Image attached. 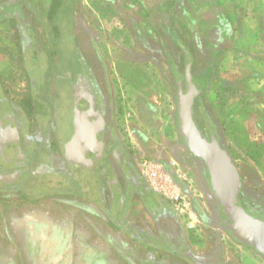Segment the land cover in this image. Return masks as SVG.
<instances>
[{
    "label": "crops",
    "instance_id": "0c3cea01",
    "mask_svg": "<svg viewBox=\"0 0 264 264\" xmlns=\"http://www.w3.org/2000/svg\"><path fill=\"white\" fill-rule=\"evenodd\" d=\"M63 2L55 13L56 27L62 34L69 22L76 46L81 36L87 38L82 40L86 44L91 40L111 45L108 32L116 19L125 34L124 51L142 56L158 46L162 34L176 37L175 30L181 34V28H191L192 23L207 27L205 33L214 39L207 42H214L218 51V68L208 87L217 91L216 86L225 85H220L226 91L221 100L229 101L219 107L225 110L231 134L223 143L236 164L229 141L240 149L236 137L243 136L247 126L249 132L264 131V0ZM49 4L0 0V128L8 126V120L16 127L17 120L29 115L23 139L11 142L7 133V139L0 140V264H264L263 254L225 236L224 211L214 197L207 166L182 138L172 146L166 141L153 143L157 150L146 158L159 165L153 167L155 184L161 183L163 170L176 179V171L183 170L193 179V205L200 218L195 229L186 226L123 147L118 157L110 156L85 171L54 162L57 153L53 154L44 122L31 123L36 111L42 115L40 92L17 99L12 87L24 86L17 65L28 28L33 30L31 37L42 28L46 35L53 34ZM33 21L41 24L34 22L35 27ZM221 52L225 55L219 62ZM125 60L137 63L135 56ZM26 133L32 138H25Z\"/></svg>",
    "mask_w": 264,
    "mask_h": 264
},
{
    "label": "rangeland",
    "instance_id": "374dc122",
    "mask_svg": "<svg viewBox=\"0 0 264 264\" xmlns=\"http://www.w3.org/2000/svg\"><path fill=\"white\" fill-rule=\"evenodd\" d=\"M41 16L44 17L45 14ZM34 22L38 21H33V25ZM120 22L117 19L113 20L114 28H111L109 32L106 30L109 33V40L113 42L111 45L109 41L108 46L103 47L98 43L93 44L91 40H88L90 44H86L82 40L86 41L87 38L81 36L80 44L77 43V46H81V52L87 63L94 66L92 68L93 71L95 70L94 74L98 77L104 90L101 96L102 102H105L107 119L120 139L126 154L138 164L143 157L146 158L147 155L157 150V147H152L153 143L166 141L172 146L174 141L181 140L177 115V93L179 82L185 84V78L181 76L185 73L186 68L185 49L190 50L194 56L192 71L200 91L193 107L197 124L209 138L217 135L221 142H225L231 134L230 123L228 124V118L224 116L225 110L222 106L219 107V104L222 105L223 102L227 104L226 102L229 101L221 100L226 97L221 94V92H226L225 89L222 91L225 85L220 84L223 88L220 85L216 86L215 90L219 89L217 92L208 87L210 81L200 80V74L210 63L211 53L208 49L211 44L206 41L208 39V35L205 33L207 27L202 29L201 26L192 23V25H188L191 28L185 27L186 29L183 30L182 27L181 34H179V30H175L176 37L172 34H162L158 38V46H152V51L147 52L145 54L147 56H142L139 55L140 52L132 54L124 51V47H126L124 44L125 34L124 31H121ZM176 23L178 24L179 21ZM69 26H71L69 22L63 25V43H54V45L50 43V36L46 35L44 28L40 30L41 32L36 30V34H33L32 37L33 30L28 28V38L23 44L24 52L22 53L21 50L20 65H17V76H20L19 73L21 74L24 86L18 83H13L15 86H12L18 94L17 99H19L18 96L23 97L24 95L30 98L34 97L33 85L36 88L40 87L37 89L40 90L39 96H42L46 89L48 90V86L43 87L42 78L45 75L50 83V68L54 66L56 60L53 54L55 50L61 54L60 61L61 57L63 59V50L69 56L67 60L64 58L58 66L66 67L64 69L66 73L76 70L79 50L76 45H72V42L75 44V40ZM194 31L200 34L205 44H196ZM83 32L86 33L85 30ZM30 39H32V44L29 42ZM187 54H190L189 51ZM224 55L225 52L219 53V62ZM125 56H135L137 63L127 64ZM173 64L177 67H173ZM215 68L218 66L216 65ZM28 72H30L29 75ZM215 74L210 80L215 77ZM57 81L52 77L53 83L48 84L54 94L58 91L62 93L61 83H57ZM63 88V95H69L68 87ZM37 107L38 105H36ZM36 112V115L32 114L31 116V123L38 126L42 121L40 116H37L39 111ZM249 129L250 126H247L243 136L236 137L237 144L240 142L243 147L241 145L240 149H237L229 141V148L236 155L235 160L243 179V189L240 194L241 204L253 214L264 215V131L254 133L247 131ZM255 137L258 138L254 139ZM159 147L162 146L159 145ZM226 148L228 147L226 146ZM62 185H65V182ZM223 227L228 240L235 239L226 231L225 226Z\"/></svg>",
    "mask_w": 264,
    "mask_h": 264
},
{
    "label": "water",
    "instance_id": "95a60500",
    "mask_svg": "<svg viewBox=\"0 0 264 264\" xmlns=\"http://www.w3.org/2000/svg\"><path fill=\"white\" fill-rule=\"evenodd\" d=\"M184 78L185 84L179 82L177 93V115L181 137L191 153L207 166L214 197L227 215L226 231L239 242L264 255V215L253 214L241 204L240 194L243 189V179L239 167L217 135L209 138L195 119L193 107L200 91L194 80L192 58L189 54ZM91 97L95 100L93 93H91ZM77 105L78 108L84 107L82 103ZM73 114L74 120L71 122L73 134L67 141L62 140L64 155L72 163L88 166L87 148L93 140L97 139L98 130L95 128L87 133L79 123V113L73 111ZM100 114L98 119L103 128L105 119ZM64 123L65 121L62 122L63 127L68 129L69 126ZM101 156L100 153L98 157ZM99 159L97 158L95 161L97 162ZM220 239L221 233H219Z\"/></svg>",
    "mask_w": 264,
    "mask_h": 264
},
{
    "label": "flooded vegetation",
    "instance_id": "af4514ba",
    "mask_svg": "<svg viewBox=\"0 0 264 264\" xmlns=\"http://www.w3.org/2000/svg\"><path fill=\"white\" fill-rule=\"evenodd\" d=\"M87 67L89 69L85 67L81 68L77 65L76 70L73 72L66 73L65 70L62 69L63 74H60L58 71H56V74L54 73L56 76L52 77L55 78L56 81L58 80L57 83H61L60 90H62V93L61 91L56 92V94L52 93V88L48 85L53 83L52 77L49 83L47 77L43 75L42 85L43 87L45 85L48 86V90L46 89L44 94L40 96V102H42V115L40 119L44 122L48 130L46 135L49 136V141H51V144H53L52 146H54L53 154L57 153V157L53 158L54 162L57 159L64 167L66 166L65 169H70L69 167H72L78 169V171L93 169L95 165L99 166L100 163L103 164L110 156L118 157L121 155L122 151V143L107 119L105 102H102L101 96L104 92L101 82L96 74H94L95 70L93 71L92 69L94 66H90L87 63ZM65 86L68 87L69 95H63V87ZM91 93L94 94L95 100L92 99ZM79 103H82L84 107L78 108L77 104ZM89 107L90 110H88ZM73 111L79 113V123L85 128L87 133H90L89 131L95 128L98 130L97 139L93 140L91 145L87 148L88 166L80 163H72L68 161L64 155L63 141H67L73 134L71 127V122L74 120ZM100 113L105 119L103 128L98 119ZM28 116L29 115H26L25 117ZM25 117L22 120H17L18 124L16 123V127L8 120V126L0 128V140H6L7 133L9 134L11 142L15 143L18 137L20 140L23 139L22 128L23 124L26 123ZM64 121V124L69 126L68 129H66L65 126L63 127L62 122ZM20 129L21 131L19 133ZM28 135L27 133L24 134L25 138H32V136ZM51 136L52 139L50 138ZM100 153L102 156L98 157ZM53 156L54 155L51 157ZM97 158L100 159L96 162L95 160Z\"/></svg>",
    "mask_w": 264,
    "mask_h": 264
},
{
    "label": "built area",
    "instance_id": "2783aa9c",
    "mask_svg": "<svg viewBox=\"0 0 264 264\" xmlns=\"http://www.w3.org/2000/svg\"><path fill=\"white\" fill-rule=\"evenodd\" d=\"M156 163V161L143 157L139 161L138 166L150 183L160 189L170 200L177 214L185 219L186 226L190 229H195L200 222V218L193 205V179L187 173H184L183 170L176 171L177 179L169 171L163 170V175L160 176L161 183L157 182L158 184H155L154 181L157 177L154 175L153 167H159ZM173 165L178 167L179 163L173 160Z\"/></svg>",
    "mask_w": 264,
    "mask_h": 264
},
{
    "label": "trees",
    "instance_id": "16d2710c",
    "mask_svg": "<svg viewBox=\"0 0 264 264\" xmlns=\"http://www.w3.org/2000/svg\"><path fill=\"white\" fill-rule=\"evenodd\" d=\"M50 1V4L48 5V7H47V11H48V16H49V24H50V26H52V31H53V34L52 35H49L50 37H49V41H50V43H52L53 45H54V43L55 44H57L58 43V39H61L62 38V34H60V32L57 30V27H56V25H57V20L54 18L55 17V13L61 8V6L63 5V1L64 0H49ZM213 36H209L208 37V39L207 40H210V41H212V40H214L213 38H212ZM194 38H195V40H196V44L197 45H203V44H205L204 42H203V40H202V38H201V36H200V34H198V32L196 31H194ZM206 40V39H205ZM206 40V41H207ZM211 44V47L208 49V50H210V59H209V65L207 66V68L205 69V71H202V73L200 74V80H202V79H205L206 81L205 82H207V81H209L211 78H212V76L215 74V72H216V63H217V61H214V60H216L217 58H218V51L216 50V46H215V43L214 42H211L210 43ZM38 44H36V46H37ZM82 50H79V59H78V67L80 66L81 68L82 67H85V68H87V69H89L88 67H87V61L85 60V57H84V55H83V53L81 52ZM185 51V59H186V63H187V61H188V54H187V52L189 51V55H190V57L192 58V66H193V61H194V56L192 55V52L190 51V50H184ZM204 51V50H203ZM59 51H57V50H55L54 52H53V54H54V58L56 59L55 60V63L53 64L54 66H52L50 69H51V77L53 76H56V75H54V73H55V70L56 71H58L59 73H61V74H63L62 73V69L64 70L65 68H61L60 66H58V64L59 63H61V62H63V60H64V58L67 60L68 58H69V56H67V52L66 51H64L63 50V59H62V57H61V61H60V56H61V54L60 53H58ZM205 52V51H204ZM58 72H57V74H58ZM30 74V72H28V75ZM181 75V74H180ZM181 76H183L184 77V74H182ZM205 84H207V83H205ZM40 88V87H39ZM38 87L36 88V87H34V85L32 86V89H33V91H34V94L35 93H38L39 94V92H40V90L38 91L37 89H39ZM204 131V130H203ZM211 130L209 129V132H210ZM205 132V131H204ZM206 133V132H205ZM207 134V133H206ZM183 139V138H182ZM184 141V140H183ZM223 143V142H222ZM223 145H224V143H223ZM223 220H224V224H226V220H227V215L224 213L223 214Z\"/></svg>",
    "mask_w": 264,
    "mask_h": 264
}]
</instances>
